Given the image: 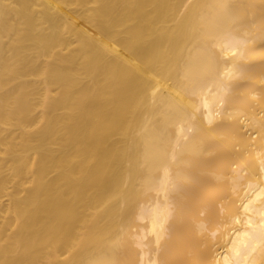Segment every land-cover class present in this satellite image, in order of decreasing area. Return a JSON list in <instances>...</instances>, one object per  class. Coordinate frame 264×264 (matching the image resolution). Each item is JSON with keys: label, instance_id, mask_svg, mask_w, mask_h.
<instances>
[{"label": "bare ground", "instance_id": "obj_1", "mask_svg": "<svg viewBox=\"0 0 264 264\" xmlns=\"http://www.w3.org/2000/svg\"><path fill=\"white\" fill-rule=\"evenodd\" d=\"M0 264H264V0H0Z\"/></svg>", "mask_w": 264, "mask_h": 264}]
</instances>
